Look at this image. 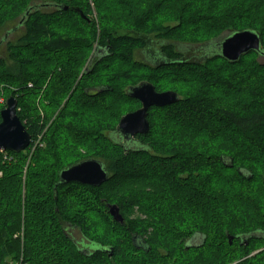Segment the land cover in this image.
Wrapping results in <instances>:
<instances>
[{"label": "trees", "instance_id": "obj_1", "mask_svg": "<svg viewBox=\"0 0 264 264\" xmlns=\"http://www.w3.org/2000/svg\"><path fill=\"white\" fill-rule=\"evenodd\" d=\"M38 2L69 9L32 12L0 48L6 98L45 143L30 160L31 148L6 151L11 160L0 151V264L22 253L28 264H264V249L250 255L264 245L251 236L264 231V61L185 57L228 30L259 31L264 47V0H0V25ZM143 81L181 100L151 108L150 131L122 142L120 119L141 106L128 88ZM87 158L104 163L107 182L59 184ZM137 210L144 219L131 218Z\"/></svg>", "mask_w": 264, "mask_h": 264}, {"label": "water", "instance_id": "obj_2", "mask_svg": "<svg viewBox=\"0 0 264 264\" xmlns=\"http://www.w3.org/2000/svg\"><path fill=\"white\" fill-rule=\"evenodd\" d=\"M46 7L62 10L69 9L68 6L52 2L33 4L22 15L17 25L5 30L0 38V48L13 40L15 34L24 25V22L32 12ZM251 52L257 53L259 59L264 61V47L259 31L253 29L228 30L211 42L194 45L186 52L185 57L193 59L207 54H217L231 63H236L242 56ZM128 95L137 99L141 103V107L128 112L119 121L116 134L122 142L126 143L133 141L137 135L147 134L150 131L151 126L148 115L151 108L169 106L181 100V96L177 91H158L156 86L149 81L130 86ZM0 117V151L19 153L27 150L31 145L32 136L18 115V100L15 96H10L7 99L5 107L0 112ZM59 178V184L77 182L83 185L99 187L109 180L110 174L101 160L87 158L62 170ZM109 211L115 221L120 223L125 221L117 205H109ZM133 240L137 247L141 248L146 245L144 240L138 239L136 236H134ZM229 240L231 243L233 236L229 235ZM138 242L139 245L137 244ZM107 250L110 251V255L113 254V248Z\"/></svg>", "mask_w": 264, "mask_h": 264}, {"label": "rangeland", "instance_id": "obj_3", "mask_svg": "<svg viewBox=\"0 0 264 264\" xmlns=\"http://www.w3.org/2000/svg\"><path fill=\"white\" fill-rule=\"evenodd\" d=\"M93 9H94V11H95V14H94V19L96 20V21H98V19H99V15H98V11L96 10V7H95V5H93ZM259 23H261L260 21H258ZM12 24H13V22H7L6 24H4V25H0V38L3 36V34H4V32H5V27H7V26H9V27H11L12 26ZM13 26H15L14 24H13ZM8 27V28H9ZM19 37V36H18ZM138 60H144V55L143 54H138L137 55V57H136ZM90 61V60H89ZM87 64H88V62H87ZM8 65H10V68L11 69H13L14 68V63L13 62H11V63H9ZM264 76H262V78H263ZM48 82V81H47ZM9 85V84H8ZM7 84H5V83H2L1 85H0V104L1 105H4L5 103H6V101H7V99L8 98H6V93H7V91L10 89V85L8 86ZM28 87H29V89H30V91H33L34 90V85L32 84V83H30L29 85H28ZM11 90H13V91H15V90H17V87H12L11 88ZM169 90V89H168ZM22 93H24V92H22ZM40 95L36 98V101H35V106H39V113L38 114H40V116L42 117V118H44V113H45V111H44V109H43V105H42V103L44 104V105H47L48 104V102H47V99L45 98V96H44V91H41V93H39ZM41 95L43 96V97H41ZM65 103V102H64ZM43 144H45L44 142H43ZM28 150V149H27ZM5 153V157H4V159L6 158H9V160H11V158L10 157H7L8 155L6 154V151H1V153ZM33 149H30V150H28V153H29V160H30V158H31V155H33ZM83 153H85V151H83ZM25 174H26V169H25ZM0 176H2V173H0ZM25 178H26V176H24V181H25ZM25 186V185H24ZM24 193H25V189H24ZM263 197H264V192H263ZM131 218L134 220V219H144L145 218V215L144 214H142L140 211H136L135 212V214H133L132 216H131ZM253 218H255V220L256 221H261V222H263V219H262V217L260 216V214L258 213V214H254L253 215ZM248 223V222H247ZM246 223V224H247ZM109 226V227H108ZM104 227H105V229H107V231H109V229H110V225L107 223V224H105L104 225ZM108 227V228H107ZM26 231H27V229H26V223L24 222V220L22 221V223H21V227H20V229L18 230V231H16L15 232V234H14V238L15 239H19V240H21V244H22V247H23V245H24V243H25V241H26ZM74 232V235L77 237V238H79L78 240H80V237H81V232L80 231H78V230H74L73 231ZM70 233H71V231H70ZM62 244H64L63 242H62ZM65 245V244H64ZM63 248H65L66 249V251H68L69 249H68V247L67 246H64ZM264 249V245H262L261 246V248H259V249H257V250H255L254 252H252V254H250L251 256L252 255H254V254H256V253H258L259 251H261V250H263ZM202 256H204V254L202 253ZM128 258L129 259V256H128V253L126 252V253H124V256H123V258ZM8 262H9V264H12V263H17V264H28V262L25 260V257H24V255H23V253L21 254V256L18 258V259H8Z\"/></svg>", "mask_w": 264, "mask_h": 264}, {"label": "flooded vegetation", "instance_id": "obj_4", "mask_svg": "<svg viewBox=\"0 0 264 264\" xmlns=\"http://www.w3.org/2000/svg\"><path fill=\"white\" fill-rule=\"evenodd\" d=\"M97 55V54H96ZM140 105H141V103H140ZM141 107V106H140ZM139 107V108H140ZM254 233V234H253ZM252 233V235L251 236H257V237H264V231H258V232H253ZM247 239H249L248 237L247 238H245V237H243L242 238V241H245L246 242V244H248L249 242H248V240ZM199 240H190V242L191 243H194V242H198ZM230 241V240H229ZM235 241V239H234V237H233V240H232V242L230 243V244H232L233 242ZM138 245H139V242L137 243ZM82 249H86V248H82Z\"/></svg>", "mask_w": 264, "mask_h": 264}, {"label": "built area", "instance_id": "obj_5", "mask_svg": "<svg viewBox=\"0 0 264 264\" xmlns=\"http://www.w3.org/2000/svg\"><path fill=\"white\" fill-rule=\"evenodd\" d=\"M39 146H43V143H42V136H40L36 141H33L31 142V145L29 148L33 149V151H35V149ZM12 264H17V263H12Z\"/></svg>", "mask_w": 264, "mask_h": 264}]
</instances>
